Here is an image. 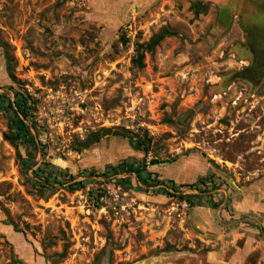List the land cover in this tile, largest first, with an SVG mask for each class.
<instances>
[{
  "label": "rangeland",
  "instance_id": "374dc122",
  "mask_svg": "<svg viewBox=\"0 0 264 264\" xmlns=\"http://www.w3.org/2000/svg\"><path fill=\"white\" fill-rule=\"evenodd\" d=\"M246 15L263 22L264 0H0L15 77L0 73V225L42 264H264V79L245 72L263 28ZM163 29L175 35L136 67V44ZM17 94L38 144L19 146L27 168L4 140ZM105 130L128 138L82 147ZM124 161L164 185L111 169ZM46 164L82 188L40 191ZM16 261L0 233V264Z\"/></svg>",
  "mask_w": 264,
  "mask_h": 264
},
{
  "label": "trees",
  "instance_id": "16d2710c",
  "mask_svg": "<svg viewBox=\"0 0 264 264\" xmlns=\"http://www.w3.org/2000/svg\"><path fill=\"white\" fill-rule=\"evenodd\" d=\"M194 9H196V14L200 13V7H203V12L205 13L207 11V6L203 2H197L192 6ZM175 33L173 31H170L168 29H163L158 34H155L147 43H137L135 47L136 57L132 60V63L139 68L144 67V60L147 53H153L155 49L160 45V43L167 37L173 36ZM4 47V53H5V59H6V69L9 78L14 81L15 77L13 75L12 67H11V60L9 57V53L7 50V46L3 45ZM28 98L24 97L22 94L16 95V101L13 103H9V108L12 110V118L10 120V123L8 125V132L4 134V140L9 142L17 152V159L20 160V163L22 167L27 168L28 162L30 161L25 160L20 152H19V146L23 143H28L31 147L37 148L38 144L36 142V138L31 135L30 129L28 125L26 124V119L28 117V110L30 107H28ZM16 107V109L14 108ZM105 133L101 136L99 134H93L89 137V139L82 144L83 148H89L92 144L99 143L101 139L104 136L112 134L113 136H121L123 138H128L126 134H122L119 132H112L111 130H105ZM136 144L139 148V150L146 151V142L145 140L137 138ZM80 153L81 150H78ZM176 160H172L171 162L167 161H160V160H152L150 163L151 165H159L163 163H174ZM34 164V162H32ZM46 169H40L38 172H40L43 176L38 177V185L39 190L42 192L50 191V192H56L57 191V185L58 186H64L67 187L71 192H75L82 188L83 183L81 181H77L73 176L65 175V178H62V175L64 174L63 170H57L56 168L52 167L51 164H46ZM50 167V168H49ZM111 169L114 172L121 171L122 173H126L127 175H135L137 179L147 186L155 187L158 185H164L161 180H158L159 174L149 172L147 165L143 164H134L130 162H122L117 167H111ZM143 173H146V177ZM103 176L107 175V172L102 174ZM154 176V179H151V177ZM69 177V180L66 179ZM125 184H130L129 180L126 178H123L121 180ZM164 193L170 196L171 195L166 189H163ZM174 197V196H173ZM218 207V204L214 205V208ZM13 225V224H11ZM14 230L16 232L21 233L18 228L13 225ZM67 254V250L65 249L63 254H55L54 257L63 259ZM20 263L18 261L14 262V264ZM52 264H59L57 260H54Z\"/></svg>",
  "mask_w": 264,
  "mask_h": 264
},
{
  "label": "crops",
  "instance_id": "0c3cea01",
  "mask_svg": "<svg viewBox=\"0 0 264 264\" xmlns=\"http://www.w3.org/2000/svg\"><path fill=\"white\" fill-rule=\"evenodd\" d=\"M0 73L4 74L5 80L3 82L6 84L10 78L7 73L5 53L2 47H0ZM255 194L257 193H254L252 197L247 196L246 203L244 204L245 206L240 213H245V211L251 213L249 207L255 204ZM261 196H263V194H261ZM260 205L263 206V204ZM0 233H2L14 246L15 252L18 255V262H20L17 264H42L41 260L36 261L35 254L32 252L31 246L28 244L23 234L16 232L10 225H0ZM14 239H19V242L17 241L15 243Z\"/></svg>",
  "mask_w": 264,
  "mask_h": 264
},
{
  "label": "flooded vegetation",
  "instance_id": "af4514ba",
  "mask_svg": "<svg viewBox=\"0 0 264 264\" xmlns=\"http://www.w3.org/2000/svg\"><path fill=\"white\" fill-rule=\"evenodd\" d=\"M246 16L248 17L246 22L247 24L260 26L261 28H263V30H262V34L258 36L257 35L255 36L251 33H248L247 35V42H248L247 46L250 53L255 54L254 47L258 45H260V49L262 53L259 56H257L254 60H251V63L247 65L245 72L250 76V78H253L254 80L257 81H262V79H264V21L258 23L256 19H251L252 17H250L249 15Z\"/></svg>",
  "mask_w": 264,
  "mask_h": 264
}]
</instances>
